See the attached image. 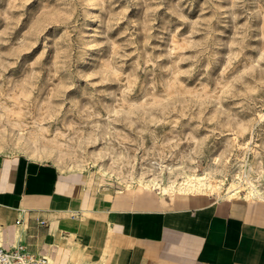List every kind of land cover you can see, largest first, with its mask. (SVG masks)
I'll list each match as a JSON object with an SVG mask.
<instances>
[{
	"label": "rangeland",
	"instance_id": "rangeland-1",
	"mask_svg": "<svg viewBox=\"0 0 264 264\" xmlns=\"http://www.w3.org/2000/svg\"><path fill=\"white\" fill-rule=\"evenodd\" d=\"M0 154L264 197V0H0Z\"/></svg>",
	"mask_w": 264,
	"mask_h": 264
},
{
	"label": "crops",
	"instance_id": "crops-1",
	"mask_svg": "<svg viewBox=\"0 0 264 264\" xmlns=\"http://www.w3.org/2000/svg\"><path fill=\"white\" fill-rule=\"evenodd\" d=\"M15 242L54 264H264V197L119 189L92 171L0 154V246Z\"/></svg>",
	"mask_w": 264,
	"mask_h": 264
},
{
	"label": "built area",
	"instance_id": "built-area-1",
	"mask_svg": "<svg viewBox=\"0 0 264 264\" xmlns=\"http://www.w3.org/2000/svg\"><path fill=\"white\" fill-rule=\"evenodd\" d=\"M21 224V220L17 221ZM44 224V222H42ZM0 264H54L42 254L31 251L23 242H15L8 246H0Z\"/></svg>",
	"mask_w": 264,
	"mask_h": 264
},
{
	"label": "bare ground",
	"instance_id": "bare-ground-1",
	"mask_svg": "<svg viewBox=\"0 0 264 264\" xmlns=\"http://www.w3.org/2000/svg\"><path fill=\"white\" fill-rule=\"evenodd\" d=\"M196 181H197V182L193 185V186H195V187H196L197 185H200V184H201L200 179H197Z\"/></svg>",
	"mask_w": 264,
	"mask_h": 264
}]
</instances>
